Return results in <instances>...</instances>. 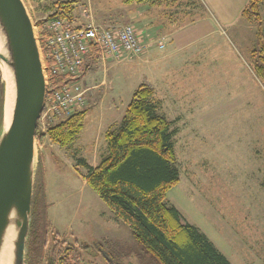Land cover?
Wrapping results in <instances>:
<instances>
[{"label":"rangeland","instance_id":"374dc122","mask_svg":"<svg viewBox=\"0 0 264 264\" xmlns=\"http://www.w3.org/2000/svg\"><path fill=\"white\" fill-rule=\"evenodd\" d=\"M22 1L38 43L36 21L66 0ZM142 1L75 0L70 18L86 23L88 15L97 24L140 26L144 18L135 11ZM249 1L162 0L151 22L154 36L160 35L141 41L149 43L144 55L102 61L91 53L85 59L82 129L66 146L47 137L42 145L34 141V170L41 161L45 184L52 188L50 200L45 199L44 264L55 234L65 245L75 244L80 264H159L88 185L84 197L85 169L78 163L80 139H94L98 157L106 153L104 134L119 125L140 83L153 90L159 112L176 130L179 181L166 192V204L205 233L231 264H264V75L256 71L262 65L264 72V0L256 17L242 13ZM204 17L213 24L209 32L183 46L170 44L173 29ZM55 123L45 125L38 117L37 130L45 132Z\"/></svg>","mask_w":264,"mask_h":264},{"label":"trees","instance_id":"16d2710c","mask_svg":"<svg viewBox=\"0 0 264 264\" xmlns=\"http://www.w3.org/2000/svg\"><path fill=\"white\" fill-rule=\"evenodd\" d=\"M74 1L58 2L57 9L35 23L47 73V93L59 88L69 77L48 70L51 63L47 46L49 33L44 22L56 16L71 20ZM261 1L250 0L242 13L256 17ZM258 35H261L260 30ZM263 49L260 40V51ZM92 54L97 55L95 49ZM262 68L260 65L256 69L261 76L264 75ZM3 95L4 82L0 77V122ZM84 116V110H76L48 126L45 132L36 129L35 141L42 145L47 137L52 143L66 146L82 129ZM171 125L172 122L159 112L158 102L153 100V90L143 83L138 84L130 95L119 125L106 130V153L97 165L90 166L78 159L85 169V183L117 219L128 225L132 237L159 264H231L205 233L184 220L174 205L165 202L166 192L179 181L172 140L176 130ZM30 205L24 264H44L49 221L41 161L37 162L34 171ZM53 239L46 264H80L81 256L75 244L65 245L66 242L58 240V234ZM107 255L111 259L110 252Z\"/></svg>","mask_w":264,"mask_h":264},{"label":"water","instance_id":"95a60500","mask_svg":"<svg viewBox=\"0 0 264 264\" xmlns=\"http://www.w3.org/2000/svg\"><path fill=\"white\" fill-rule=\"evenodd\" d=\"M0 59L10 78V117L0 122V250L11 227L9 264H24L34 179V141L46 85L33 24L22 0H0Z\"/></svg>","mask_w":264,"mask_h":264},{"label":"built area","instance_id":"2783aa9c","mask_svg":"<svg viewBox=\"0 0 264 264\" xmlns=\"http://www.w3.org/2000/svg\"><path fill=\"white\" fill-rule=\"evenodd\" d=\"M86 18V23L59 16L44 22L49 33L47 46L51 63L48 70L69 77L59 88L47 93V73L42 66L46 92L39 118L42 117L45 125L58 122L84 106L86 88L81 82V66L93 49L102 61H118L144 51L145 45L131 24L102 25L93 23L88 15Z\"/></svg>","mask_w":264,"mask_h":264},{"label":"crops","instance_id":"0c3cea01","mask_svg":"<svg viewBox=\"0 0 264 264\" xmlns=\"http://www.w3.org/2000/svg\"><path fill=\"white\" fill-rule=\"evenodd\" d=\"M161 2H162V0H143L140 4H138L137 10L135 11V13L136 14L140 13L141 15H143L142 18H144L142 20L144 22L140 21V24H141L140 26L137 24H134L135 22H133V23L125 22V23H129L132 26H134L135 32L137 33L138 37L141 39L142 42L154 41L157 38V36L160 35V34H156V36H154V29L156 27L153 26L152 25L153 23L151 24V22H152L155 10L159 9V7L161 6L160 5V4H162ZM157 19H158V17H157ZM112 24H123V23H112ZM146 25H147V27H146ZM212 28H213L212 22L209 19L204 17V18H200L196 22H190L187 25L179 27L178 29H173L172 32L170 33V37L168 39L170 40V44H172V46L174 45V47H175V45H178V44L183 46V45L187 44L188 42L194 40L195 38L206 34ZM144 45H145V50L142 52L141 55L145 54L146 47H147V45H149V43L146 42V44H144ZM98 154H99V148L97 147V142H95L94 139L93 140L80 139V160L83 159L90 166H95V165H97V163L99 162V159H100V157H98ZM82 174L84 175V173H82ZM83 175H82V181H81V189L83 190L84 197H85V190H86L85 185H87V184L85 183V179H84ZM87 191H86V194L92 199L93 196L89 193V190H87ZM51 196H52V188L48 185L46 186V184H45V199L47 200V202L50 200ZM83 200L84 199H82L81 202ZM95 201H97V200H94V202ZM48 208L52 209L55 207L49 204ZM49 209H48V211H49ZM111 213H112V216L115 217L113 212H111ZM119 221H120V219H119Z\"/></svg>","mask_w":264,"mask_h":264},{"label":"bare ground","instance_id":"6f19581e","mask_svg":"<svg viewBox=\"0 0 264 264\" xmlns=\"http://www.w3.org/2000/svg\"><path fill=\"white\" fill-rule=\"evenodd\" d=\"M1 49V40H0V52ZM7 67L4 64V62L0 59V71L2 73L3 80L6 81V99L4 102V124H7L10 117V97H9V91H10V78L8 75ZM13 236V230L11 227H9L6 230V233L4 235V242L2 244L1 250H0V264H9V256H10V248H11V240Z\"/></svg>","mask_w":264,"mask_h":264}]
</instances>
